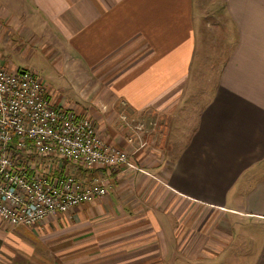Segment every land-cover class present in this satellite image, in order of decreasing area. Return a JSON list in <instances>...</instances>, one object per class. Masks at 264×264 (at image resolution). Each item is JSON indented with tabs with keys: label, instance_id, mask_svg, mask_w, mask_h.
<instances>
[{
	"label": "crops",
	"instance_id": "0c3cea01",
	"mask_svg": "<svg viewBox=\"0 0 264 264\" xmlns=\"http://www.w3.org/2000/svg\"><path fill=\"white\" fill-rule=\"evenodd\" d=\"M0 65L46 77L109 145L152 131L138 171L62 161L107 194L0 217V264H264V0H0Z\"/></svg>",
	"mask_w": 264,
	"mask_h": 264
},
{
	"label": "built area",
	"instance_id": "2783aa9c",
	"mask_svg": "<svg viewBox=\"0 0 264 264\" xmlns=\"http://www.w3.org/2000/svg\"><path fill=\"white\" fill-rule=\"evenodd\" d=\"M144 146L127 151L105 143L94 120L53 106L40 74L0 65V217L6 225L35 227L107 194L100 179L85 185L58 173L62 161L85 170L138 171L132 160Z\"/></svg>",
	"mask_w": 264,
	"mask_h": 264
},
{
	"label": "rangeland",
	"instance_id": "374dc122",
	"mask_svg": "<svg viewBox=\"0 0 264 264\" xmlns=\"http://www.w3.org/2000/svg\"><path fill=\"white\" fill-rule=\"evenodd\" d=\"M33 66V65H32ZM32 70V69H31ZM36 70V69H35ZM41 77H43L42 75H40ZM44 78V77H43ZM44 80H45V82L47 83V81H48V79L45 77L44 78ZM141 123V122H140ZM131 124H134V123H131ZM133 127H135V128H133V131H135V132H137L138 134H140V133H142V135H141V139H138V141H137V143H138V145H142L144 142V136H146V134L149 132V134H151L152 133V131H148V129H147V131L148 132H146V130L144 129V125L143 124H139V123H137L136 125H132ZM137 127H141L142 129L141 130H139V129H137ZM147 140H148V138H147ZM143 142V143H142ZM143 149H145V148H143ZM164 149V148H163ZM52 164V167L53 168H58V165L57 164H54V163H51ZM50 219H52V218H50ZM198 244H199V246L201 245V243L200 242H198ZM196 245V244H195ZM195 245H194V247H195ZM198 246V247H199ZM57 261H59V260H57ZM58 263V262H57ZM60 263H62V261L60 260L59 261V263L58 264H60ZM50 264H54V262H53V260H50Z\"/></svg>",
	"mask_w": 264,
	"mask_h": 264
}]
</instances>
